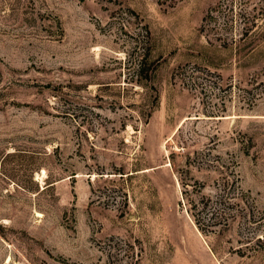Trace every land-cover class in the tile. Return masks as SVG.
Returning a JSON list of instances; mask_svg holds the SVG:
<instances>
[{
    "label": "rangeland",
    "instance_id": "obj_1",
    "mask_svg": "<svg viewBox=\"0 0 264 264\" xmlns=\"http://www.w3.org/2000/svg\"><path fill=\"white\" fill-rule=\"evenodd\" d=\"M0 264H264V0H0Z\"/></svg>",
    "mask_w": 264,
    "mask_h": 264
},
{
    "label": "trees",
    "instance_id": "obj_2",
    "mask_svg": "<svg viewBox=\"0 0 264 264\" xmlns=\"http://www.w3.org/2000/svg\"><path fill=\"white\" fill-rule=\"evenodd\" d=\"M210 11H211V9H210L209 12L207 13V15H209V16H211ZM140 62H141V61H139V65H140Z\"/></svg>",
    "mask_w": 264,
    "mask_h": 264
}]
</instances>
